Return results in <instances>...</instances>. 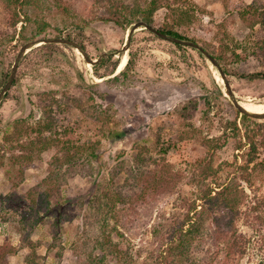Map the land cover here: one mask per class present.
Segmentation results:
<instances>
[{
    "label": "rangeland",
    "instance_id": "1",
    "mask_svg": "<svg viewBox=\"0 0 264 264\" xmlns=\"http://www.w3.org/2000/svg\"><path fill=\"white\" fill-rule=\"evenodd\" d=\"M150 3L26 0L9 8L0 0V81L29 43L69 35L83 49L28 48L0 103V264H152L189 207L201 205L190 178H201L194 167L210 158L219 174L204 187L213 194L239 179L238 206L221 212L223 232L247 241L231 264H264V167L252 171L264 160V118L243 120L234 104L264 107V79H248L264 74V0H160L148 22ZM139 23L179 33L219 68ZM106 56L127 61L112 73L110 61L97 66ZM253 142L259 153L249 164ZM136 156L184 177L163 197L149 192L144 204L108 213L101 195L133 189L125 179ZM108 238L120 254L96 244ZM214 240L197 255L223 259L227 249Z\"/></svg>",
    "mask_w": 264,
    "mask_h": 264
},
{
    "label": "trees",
    "instance_id": "2",
    "mask_svg": "<svg viewBox=\"0 0 264 264\" xmlns=\"http://www.w3.org/2000/svg\"><path fill=\"white\" fill-rule=\"evenodd\" d=\"M5 1L9 8H13L14 6L21 8L26 2V0ZM159 1L160 0H151V3L149 4L150 6L148 8L150 12L149 14L147 13L144 15V19L146 21H151L152 14L160 8ZM102 20L109 21L107 18H102ZM162 33L179 40L188 41L187 38L171 30L162 31ZM67 37L71 40L69 35ZM55 46V44H45L39 49H51ZM177 46L179 48L182 47L180 44H177ZM113 59L114 56H106L98 63L97 66H103L105 63L110 61L112 73H114L118 69L120 61L119 59ZM130 63L131 62H128L127 66H129ZM8 77L9 75L7 73L3 75V78H1L0 92L5 86ZM248 79L251 81L264 79V74H252L248 77ZM17 81V78H15L13 85H16ZM5 98H7V94ZM242 118L243 120H251L245 114L242 116ZM239 147H244V145L240 144ZM258 149V145L255 144V142L249 145V150L247 152L249 164L255 163L254 159L256 158V155L258 156ZM211 163L212 161L210 158L209 161H200L194 167L195 171L199 170L198 172L202 175V177L199 179L197 177L190 178V182L194 181L195 185L198 186V189L201 190V196L199 197V200H202V203L201 205H196L194 202V204L189 207V211L185 216V219L183 221H179L178 225H176L172 236L173 240H170V243L164 244L166 248L161 252L160 257H157V260H155V262L152 264H231L234 261L238 262L239 256L245 253L247 241L238 235L234 229L233 237L228 235L227 232H223L224 226L221 221V217L223 218V215H221L222 211H230L231 213L239 204L237 185L239 179L234 175L229 184L227 183L225 185L224 183H218V188L222 187V190L214 192L215 194H213V188L207 189L204 187L206 185V181L209 178H212L213 176L216 178V176L219 174V171L215 170ZM196 167H198V170H196ZM258 167H264V160L259 163H255L252 171ZM242 169L243 166H240L237 171ZM211 170L213 173H211ZM126 171L129 172V177L127 176L125 181L133 189H127L126 187L122 186H115L114 190L107 189L101 196L104 200L102 206H106L105 208L108 213H111L110 211L115 209L118 203L134 207L140 203L144 204L147 201L146 194L149 192L150 194H148V197L151 195L155 199L163 197L167 195L168 192L176 189L175 186H173V183L178 181L180 177L183 176L181 172L175 171V168L172 166V164H168V162L159 165L156 160L154 161L151 158L144 157L138 158L137 156L136 166L133 168L128 167ZM231 173L236 174L237 172ZM218 179L219 177L217 180ZM137 189L139 192H135ZM197 206H201L200 211L197 210ZM192 212L194 213L193 215H191ZM246 216L249 218L248 214H246ZM210 238L215 239L214 242H212V245L217 246L219 243L224 244L227 252L223 259L219 257L217 251H213V253L208 252L205 254V257L199 256L200 251L206 247L207 241ZM243 242L245 244H243ZM97 243L100 245V247H104L105 249L109 248V250L113 252L115 250L116 254H120V247H118L116 243L112 242L110 238H108V240L104 241L103 243H100L99 240H96V244ZM239 244H242V246L244 245L245 249ZM197 252L199 255H197Z\"/></svg>",
    "mask_w": 264,
    "mask_h": 264
},
{
    "label": "water",
    "instance_id": "3",
    "mask_svg": "<svg viewBox=\"0 0 264 264\" xmlns=\"http://www.w3.org/2000/svg\"><path fill=\"white\" fill-rule=\"evenodd\" d=\"M142 26H145L146 28H148L149 30L155 32L156 34H158L159 36L165 38V39H168L174 43H177V44H184V45H187V46H191V47H194V48H197L198 50H200L203 54H205L207 56V58L210 59V61L219 68V65L217 63V61L212 57L210 56L204 49L200 48L197 44H193L191 42H184V41H181L179 39H176L174 37H171V36H167V35H164V34H161L159 33L157 30H155L154 28L144 24V23H139L135 26V29L139 28V27H142ZM44 44H47V43H59V44H66L68 46H71L75 49H78L80 51H83V49L77 45L75 42H73L72 40H67V39H55V40H46V41H38L36 43H29L27 46H24V48L21 50V53L19 54V58L17 60V63L14 65L13 67V70H12V73L11 75L9 76V79H8V82L6 84V86L4 87V89L2 90V92L0 93V103L2 102L5 94L10 90V88L12 87V84L14 82V79L16 77V73H17V70H18V63H19V60L20 58L24 55L25 51L34 46L35 44H40V43H43ZM236 108L242 113V114H245L247 116H250V117H253V118H258V119H261V118H264V113H252V112H249L247 111L240 103L238 102H234Z\"/></svg>",
    "mask_w": 264,
    "mask_h": 264
},
{
    "label": "bare ground",
    "instance_id": "4",
    "mask_svg": "<svg viewBox=\"0 0 264 264\" xmlns=\"http://www.w3.org/2000/svg\"><path fill=\"white\" fill-rule=\"evenodd\" d=\"M127 60V59H126ZM126 60H124V62L119 66V71L121 70V69H123V65L126 63ZM247 111H249V112H252V113H264V111H262V110H264V107L263 106H258V107H256V108H250V107H244ZM257 108H259V109H257ZM260 109H262V110H260Z\"/></svg>",
    "mask_w": 264,
    "mask_h": 264
}]
</instances>
